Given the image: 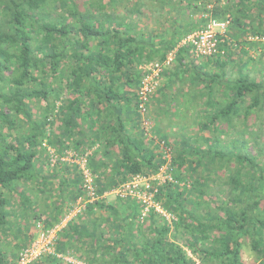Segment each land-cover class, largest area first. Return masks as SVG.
<instances>
[{"label":"trees","instance_id":"1","mask_svg":"<svg viewBox=\"0 0 264 264\" xmlns=\"http://www.w3.org/2000/svg\"><path fill=\"white\" fill-rule=\"evenodd\" d=\"M196 11L202 17L193 27L184 14ZM227 17L224 56L193 65L181 41L208 19ZM253 38H264V0H0V264H17L51 230L52 253L33 264H72L65 257L84 264H243L247 237L260 252L264 42ZM173 51L178 72L164 67L159 74L160 110L176 114L168 96L174 79L189 75L191 95L204 97L200 137L175 139L159 124L151 137L139 126L142 68ZM34 102L45 103L39 119ZM253 117L257 128L247 131ZM87 150L93 200L80 166L59 161ZM53 155L59 160L50 167ZM162 167L163 181L149 179ZM136 176L157 189L153 202L163 213L150 208L143 216L145 204L131 195L106 199Z\"/></svg>","mask_w":264,"mask_h":264},{"label":"rangeland","instance_id":"2","mask_svg":"<svg viewBox=\"0 0 264 264\" xmlns=\"http://www.w3.org/2000/svg\"><path fill=\"white\" fill-rule=\"evenodd\" d=\"M77 1H81V2L84 3V2L89 1V0H77ZM151 23H152V21H148V23H147V26L149 28L152 26ZM156 27H157V31L158 30L160 31L161 27L160 26H155L154 28H156ZM253 39H255V38H253ZM174 52L175 51L172 52L173 55H174ZM248 53H250V52H248ZM249 59H251V58H249ZM205 62H206L205 59H200V58L196 59L195 58V60H193L192 64L204 67ZM190 63H191V61H190ZM229 63H230V65L227 68L228 76H231V75L234 76L236 68L232 67V65L234 66V64H232L231 62H229ZM261 63L263 64V68H264V56L261 59ZM249 65L251 66L252 70L254 69L251 72V76H255L259 72V71L256 72V70H258V69L253 68L252 62L248 63V66ZM211 67L212 66H209L207 71L209 69H211ZM167 70L168 71L170 70V72L174 71V73L178 72V66H177V64L172 63V64H170L169 67H167ZM188 77H189V75L185 74L183 76H180V77H177V78L174 79V83H173V86H172L171 89H174V90H172V92H173V94L177 95L176 98L178 99V103H176L177 100L173 96H172L173 99L170 98L171 100L170 99L169 100L172 101V102H170L171 105H175L176 106L175 109H176L177 112H176V114H171V112L167 113L168 114L167 117L164 115L165 113H163V111L160 110V105L159 104L162 103V94H157V92L155 91V90H157L159 87H161L163 85V78L162 77H158L156 80L153 81V84H152L153 94L152 95L154 96V98L150 99L149 102H150L151 105H149L147 107V110L145 112H143V113L140 112L141 116H140V119H139V122H140L139 126H140V129L144 131V133H147V135H150L152 137L153 136V130H154L156 124L157 125L159 124V126L161 127V129H162V131L164 133H168V134L174 136L173 138H175V139L180 138L181 135H183L185 133L188 136H197V137L201 136L202 131L198 128V123L203 121L204 97L201 96L199 93H194V96L191 95L192 92H193L192 91L193 87L189 85ZM0 87H2V88L4 87L5 88L4 83H0ZM182 89H184V91ZM52 99H53V96H51L49 101H51ZM44 107H45V103H43V102L35 103L34 102V107H33V110L31 112L32 115L35 118L39 119L40 117L43 116ZM164 109H166V108H164ZM168 121H169V123H168ZM235 123L237 125L235 131H237V130L240 129L239 128L240 127V122L236 121ZM253 123H254V125H253ZM255 124H257V119H254V117H253L251 121H249V120L247 121L246 130L247 131H253L254 129L257 128V127H255ZM21 125H22L23 129L26 127L25 124H21ZM168 126L172 127V128H170V133H169V129L167 128ZM224 132H226V133H224L225 136H227L229 133L233 134V135L235 134V132H232V131H226L225 130ZM224 134L221 135L222 138L224 137ZM242 136L245 137V135H242ZM170 142L174 143L175 145H177L175 143L176 141L173 140V139ZM174 144L172 145L173 147L175 146ZM50 154H53V150L50 151ZM57 160H59L57 158V155H53L49 159L50 167H52V165L54 163H56ZM59 161L61 163H64V162L74 163V160L69 158L68 154H67V157L66 156L62 157ZM67 169L69 170V172H67L68 171L67 170L65 172V175L66 176H70L71 173H72L71 172V167H69ZM158 178H160V181H163L165 179V176L159 175ZM54 189L55 188H53V191H55ZM115 193H116V191H113V192L105 194L104 196L106 197V199L108 201H113V200H115V196H114ZM50 202L51 201L49 200V203ZM78 203H79V200L77 201V204ZM37 207L39 208V210L44 208L42 206V203H39ZM37 207H36V210H38ZM78 209H79V207H77V206L74 207L72 212L69 215H67V217L62 221L61 225H59L57 227V229H60L61 226L65 225L66 222L70 219V217L72 215L74 216L76 214V212H78ZM15 221L16 220H14V222ZM53 235H54V233H53ZM53 235L51 234V235H49V237L51 238V236H53ZM38 239H40V236H38L37 241H39ZM250 241H251L250 238L247 237V238H245V242L242 245L241 254H242L243 264H264V246L259 250L260 252H258L256 250L252 249ZM63 259L65 261H67V262H71L72 264H84L83 262H81L79 260L78 261L77 260H73V259H71L69 257H65Z\"/></svg>","mask_w":264,"mask_h":264},{"label":"built area","instance_id":"3","mask_svg":"<svg viewBox=\"0 0 264 264\" xmlns=\"http://www.w3.org/2000/svg\"><path fill=\"white\" fill-rule=\"evenodd\" d=\"M228 1L229 0H220V3L226 4ZM231 23L232 21L229 17L225 19L210 18L200 29L188 34L181 41V45H189L190 56L196 59H205L208 57H215L216 55L224 56L225 51L220 49V37L226 34V31L229 29ZM255 39L264 42V38ZM173 56L174 55L172 53H169L163 63L153 62L142 68L144 74L141 78V87L139 90L140 103L138 105V109L141 113L147 110L146 103L149 102V97L153 93V81L159 77V74L164 67L167 68L173 63ZM91 152V150H87L83 155H79L75 151H69L67 154L69 158L74 160V163L80 166L86 189L89 191L88 195L91 196V200H93L94 188L92 185V177L89 170L86 168V159L91 155ZM164 170L165 168L162 167L157 175L152 176L149 179L157 180L160 183V178L158 177L159 175L163 176ZM149 179L136 176L128 184L122 185L119 189L114 190L116 191L114 195L116 196L124 194V196L131 195L136 197L145 204L143 216L150 208H154L155 211L163 213L160 207L153 202V197L157 189L153 188V185L148 181ZM79 210L80 208L78 211ZM166 217L169 218V215H166ZM53 233L54 230L48 232L47 235L40 234V239H38L39 241L36 239L20 254L17 264H33L34 261L38 259L43 253H52L50 245L52 239L54 238ZM51 234L53 236L50 238L49 235Z\"/></svg>","mask_w":264,"mask_h":264},{"label":"crops","instance_id":"4","mask_svg":"<svg viewBox=\"0 0 264 264\" xmlns=\"http://www.w3.org/2000/svg\"><path fill=\"white\" fill-rule=\"evenodd\" d=\"M184 17L186 19V23H193V27H196L200 23L199 21L202 17V14L200 12H197V11L196 12H188L187 14L186 13L184 14ZM160 30H161V28H160ZM196 30L197 29H194V31H196ZM171 90H174V89H171ZM172 96H173V92L169 93L168 98L170 99V98H172Z\"/></svg>","mask_w":264,"mask_h":264}]
</instances>
